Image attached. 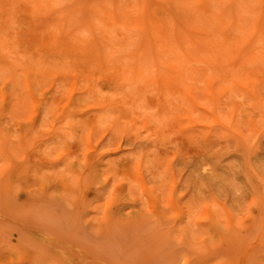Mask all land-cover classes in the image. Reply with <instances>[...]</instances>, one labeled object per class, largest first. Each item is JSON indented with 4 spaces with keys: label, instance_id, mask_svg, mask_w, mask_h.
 Segmentation results:
<instances>
[{
    "label": "rangeland",
    "instance_id": "1",
    "mask_svg": "<svg viewBox=\"0 0 264 264\" xmlns=\"http://www.w3.org/2000/svg\"><path fill=\"white\" fill-rule=\"evenodd\" d=\"M0 264H264V0H0Z\"/></svg>",
    "mask_w": 264,
    "mask_h": 264
},
{
    "label": "bare ground",
    "instance_id": "2",
    "mask_svg": "<svg viewBox=\"0 0 264 264\" xmlns=\"http://www.w3.org/2000/svg\"><path fill=\"white\" fill-rule=\"evenodd\" d=\"M202 168H203V170H206V167H205V166L202 167ZM212 224H213V222L210 221V224H209V225H212ZM209 225H208V226L206 225V228H207L209 231H214L213 228H212L211 226H209Z\"/></svg>",
    "mask_w": 264,
    "mask_h": 264
}]
</instances>
